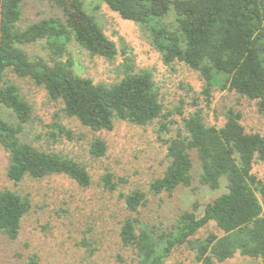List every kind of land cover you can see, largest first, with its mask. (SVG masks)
<instances>
[{
  "label": "trees",
  "instance_id": "1",
  "mask_svg": "<svg viewBox=\"0 0 264 264\" xmlns=\"http://www.w3.org/2000/svg\"><path fill=\"white\" fill-rule=\"evenodd\" d=\"M22 1L0 0V105L17 120L13 123L0 114V143L11 152L8 177L19 182L25 176L66 174L87 187L91 177L81 161L22 140L23 123L30 120L33 108L19 85L7 77L8 69L42 85L51 99L63 101L64 113L92 130H111L115 119L139 126L158 119L163 129L167 123L161 118L173 112L164 111L153 71L134 69L130 57H126L123 76L111 83L94 82L76 73L70 53L63 59L73 40L92 56L111 60L117 55L115 41L94 14L98 6L91 10L84 0H48L64 10L65 20L43 19L21 28ZM99 1L138 24L164 63L182 62L197 71L207 94L214 86L235 91L255 100L264 117V0ZM171 14L173 19L168 21ZM40 40L48 42L51 53L48 58L31 59L24 46ZM241 119L240 111L229 108L223 125L209 124L198 108L183 116V127L166 139L168 164L150 183V192L172 195L180 186H192L196 160L201 184L218 189L226 181V191L206 204L203 215L184 211L171 231L157 235L133 215L146 205L145 191L135 189L123 195L131 213L122 222L120 237L136 254L137 264H164L172 249L185 243L196 251L201 264L223 262L236 253L261 258L264 264V204L259 196L264 198V181L254 172L255 164L264 161V136L248 132ZM56 127L69 135L64 126ZM106 150L101 138L91 143L96 156ZM111 178L110 173L104 176L105 185L114 190L116 183ZM31 206L28 195L0 191V231L17 239ZM212 222L221 235L194 238ZM29 259L31 264H41L37 254Z\"/></svg>",
  "mask_w": 264,
  "mask_h": 264
},
{
  "label": "rangeland",
  "instance_id": "2",
  "mask_svg": "<svg viewBox=\"0 0 264 264\" xmlns=\"http://www.w3.org/2000/svg\"><path fill=\"white\" fill-rule=\"evenodd\" d=\"M84 1L91 10L99 7L94 14L105 33L115 41L117 55L111 60L92 56L73 40L63 59L66 60L70 53L76 73L91 77L94 82L111 83L123 76L126 57H130L134 69L153 71L164 111L173 113L167 119L161 118L167 123L163 129L158 119L146 126L115 119L111 130H92L76 117L64 113L63 101L51 99L42 85L8 69L7 77L19 85L33 108L30 120L23 123L22 140L41 150L75 157L86 165L91 184L83 187L66 174L43 178L25 176L15 182L8 177L11 152L0 143V191L9 189L28 195L32 202L30 211L22 219L17 239H10L0 231V264H31L29 257L34 254L41 264H137L136 254L123 245L120 237L122 222L131 213L126 209L123 195L135 189L145 191L146 205L133 215L149 224L157 235H165L184 211H195L201 216L206 204L226 191L225 180L218 189L201 184V169L194 160L192 186H180L172 195L150 192V183L163 174L168 164L166 139L183 127L182 117L201 108L205 121L221 126L225 122V112L232 108L241 112V122L248 132L264 136V117L255 100L219 86H214L207 94L200 74L182 62L164 63L161 53L138 24L123 19L99 0ZM21 7V28L43 19L65 20L64 10L48 0H23ZM172 19L173 14L168 21ZM24 48L31 59L48 58L51 53L46 40L27 44ZM0 114L17 123L12 112L1 105ZM56 124L69 130V135L61 132ZM95 138L106 142L104 155L92 153L91 143ZM254 172L264 181V161L255 164ZM107 173L116 183L114 190L105 185ZM259 196L264 204V198ZM209 233L221 235L222 231L212 222L202 227L194 238ZM164 264L201 262L196 259V251L185 243L175 246ZM212 264H263V261L236 253L232 258L223 262L214 260Z\"/></svg>",
  "mask_w": 264,
  "mask_h": 264
}]
</instances>
